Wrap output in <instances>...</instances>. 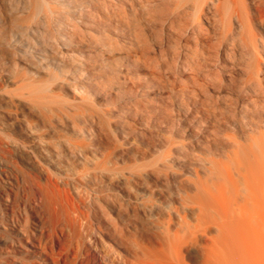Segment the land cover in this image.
Instances as JSON below:
<instances>
[{"label":"rangeland","instance_id":"obj_1","mask_svg":"<svg viewBox=\"0 0 264 264\" xmlns=\"http://www.w3.org/2000/svg\"><path fill=\"white\" fill-rule=\"evenodd\" d=\"M132 2L139 10L138 1ZM158 26L147 28L155 52L150 64L134 53L106 67V75L118 74V87L105 99L87 98L100 109L96 113L81 101L85 112L75 119L46 117L44 108L14 93L17 70L32 62L14 55L0 38V264H142L133 261L130 237L159 249L162 223L174 229L183 215L194 218L188 197H205L202 186L216 192L227 167L245 154L247 161L250 144L259 151L260 143H250L248 136L263 128L257 114L239 104V57L222 54L216 61L222 81L211 73L195 83L179 62L166 69L173 42ZM113 27L120 46H137L130 31ZM254 27L264 37V27ZM54 90L67 102L79 100L65 86ZM250 119L255 124L248 126ZM217 235L209 224L182 247L180 262L151 264H202Z\"/></svg>","mask_w":264,"mask_h":264},{"label":"bare ground","instance_id":"obj_2","mask_svg":"<svg viewBox=\"0 0 264 264\" xmlns=\"http://www.w3.org/2000/svg\"><path fill=\"white\" fill-rule=\"evenodd\" d=\"M137 1L139 10L132 0H0V38L7 40L14 55L32 62L22 64L17 70L14 93L44 108L47 115L39 109L46 117L63 114L75 119L85 112L84 106L89 105L91 110L96 105L90 104L94 100L90 96L105 99L109 89L118 87V74L116 77L106 75V67L121 58L129 59L134 53L139 60L150 64L155 52L149 43L147 28L156 24L159 25L156 31L165 29L167 41L173 42L166 69L168 66L176 68L179 62L182 70L190 71L195 83L211 73L221 78L222 68L220 71L216 66L222 54L229 58L238 56L243 62V74L237 78L239 82L236 80L241 97L239 104L245 111L256 113V121L263 128L248 136L250 143H260L255 145L259 151L253 150L250 144L252 151L248 148L243 151L251 152L247 161L246 154L245 160H241L246 161L245 165L234 159L236 166L228 165L229 171L216 192L202 186L205 197L200 193L188 197L186 205L196 210L194 218L188 220L183 215L174 229L169 227L168 221L162 223L159 249L144 246L136 237H130V241L134 263L151 264L162 259L178 263L182 247L213 224L218 235L205 249L202 264H252V260L264 264V37L254 27L255 22L264 27V0ZM113 23L121 24L123 32L130 31L137 46L131 41L120 46L112 32ZM211 65H216V69H211ZM218 77L217 82L221 80ZM62 86L79 100L70 99L71 103L61 98L62 94H58L59 90L56 93L54 88ZM85 100L88 104L82 107L81 101ZM94 109L96 113L99 108ZM89 110L88 113L93 112ZM252 124H255L253 119L247 121L248 126ZM82 171L80 176L86 170ZM232 201L235 208L230 207ZM43 239L46 243L45 237ZM56 258L54 256L53 260Z\"/></svg>","mask_w":264,"mask_h":264}]
</instances>
